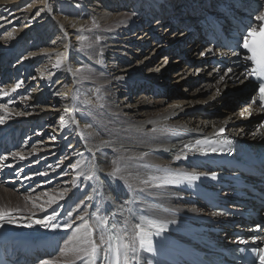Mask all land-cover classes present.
I'll list each match as a JSON object with an SVG mask.
<instances>
[{
    "label": "bare ground",
    "instance_id": "1",
    "mask_svg": "<svg viewBox=\"0 0 264 264\" xmlns=\"http://www.w3.org/2000/svg\"><path fill=\"white\" fill-rule=\"evenodd\" d=\"M255 3L260 10L264 9V1L255 0ZM52 7L50 0H0V65L3 68L0 90L8 92L0 96V102L3 101L0 104H8L10 109L8 114L0 111V115L8 116L5 123L0 124V157H7L0 160V207L15 209L22 203L26 205L25 209L13 212L16 223L4 225L41 236L59 232L67 236L61 247L64 249L76 243L71 238L82 223L77 219L83 214L82 210L92 213L96 211L95 206L114 214L117 221L128 217V209H131V215L137 218L145 215L177 226H189L197 216L207 214L204 207L193 204L195 199L190 194L175 185L155 188L139 185L137 181L161 176L163 168L196 172L195 162L189 158L201 153L190 152L184 145L217 137L221 127L225 128L222 135L237 136L253 144L261 142L260 130L256 129L261 112L244 101L246 92L251 89L248 77L241 68L227 73L209 65L206 52L211 47H203V37L191 30L198 26L204 11L212 12L213 0H94L92 6H86L88 17L85 20L71 12L56 17ZM135 25L143 26L136 29ZM162 25L167 26L165 30H172L171 34H159ZM83 29L92 35L91 42L77 39L81 33L78 31ZM145 36L151 42L148 47ZM124 41L125 45L136 46L130 56L125 55L128 46H123ZM151 46L154 48L150 51ZM163 49L168 52L156 67L166 59L168 62L159 70L147 67L146 74L143 73L144 66L150 62L149 55ZM176 49L179 54L171 60ZM199 53L204 55L199 56ZM58 55L67 57L59 69L53 67ZM131 56L140 60L132 64ZM107 58L111 60L109 66L105 64ZM183 60L188 66H180ZM199 60L201 64L190 68L193 67L191 61ZM172 61L180 63L172 83L178 86L187 82L192 87L184 94L175 93V98L167 101L163 87L165 71ZM77 69L82 72L74 76ZM42 72L46 78H41ZM48 73L52 75L49 77ZM18 82H22L21 87L11 91ZM25 91H28L25 97L20 95L21 98L8 101L7 98H15ZM57 93H69V96ZM76 94L79 96L75 104L71 97ZM92 94L100 101L94 103ZM231 96H234L232 102L228 101ZM23 99V108L15 107ZM203 103L206 106L201 108ZM66 106L77 109L75 119L79 126L71 122L61 126L60 117L65 115ZM25 110L29 111L25 113ZM43 123L45 130L39 132ZM85 124L92 127L85 128ZM31 126L35 128L34 134V131L29 132ZM46 131L52 133L50 139L55 138L57 144L49 138L42 139ZM81 132L85 134L84 139ZM33 147L37 151L33 152ZM60 147H66L61 162L66 161L67 174L61 172V163L54 162L53 157L61 152ZM16 152H22L25 159L11 155ZM142 153L146 155L141 156ZM117 157L124 159L121 167L126 169L124 175L128 182L144 188L143 192L134 193L125 187L124 181L106 175ZM81 160L86 165H95L96 179L77 178L78 170L70 165ZM187 160L189 163L185 164ZM74 180L77 187L72 188ZM38 187L41 189L34 191ZM65 188L72 190L64 199L48 206L49 198L58 196ZM89 196L93 197L91 201L85 199ZM80 200H85V204L77 209ZM129 200L133 203H126ZM40 205H44L43 211ZM53 212L58 214L52 221L58 226L55 229L24 226L30 222L28 217L41 219ZM65 224L70 227L65 228ZM227 236L226 233L220 235L222 242L227 241ZM61 249L56 255L43 256L46 259L42 260H64ZM72 255L68 253L67 258ZM161 263L155 251L142 254L141 264Z\"/></svg>",
    "mask_w": 264,
    "mask_h": 264
},
{
    "label": "snow or ice",
    "instance_id": "2",
    "mask_svg": "<svg viewBox=\"0 0 264 264\" xmlns=\"http://www.w3.org/2000/svg\"><path fill=\"white\" fill-rule=\"evenodd\" d=\"M51 10V9H49ZM39 13H37L38 15ZM255 21L258 22V27L248 26L242 37L241 41L238 44V47L246 52L242 56L243 62H250L252 67L248 70V75L256 78L259 81L258 86V101L260 103L261 109H264V9L259 11V14L255 16ZM11 36V34H9ZM78 40L84 41L86 38L83 36H78ZM32 55H36L33 53ZM240 55V53H237ZM67 57L61 58L57 56L56 62L53 65L55 68H61L66 62ZM46 71V69H45ZM71 71V69H69ZM232 69L229 68L228 72H231ZM82 69H77L73 72V75H80ZM52 73H48L50 77ZM41 78H46L44 73H41ZM86 78V77H82ZM223 79V77H221ZM22 82H18L11 91L15 92L18 88L21 87ZM8 92L0 90V96H6ZM57 95H63L65 97L69 96V93H57ZM73 100L77 99L74 95L71 97ZM91 103V101H86ZM252 103H257V97H254ZM0 111H3L5 114L10 112L8 104H0ZM65 115L60 117L61 126H65L69 122L79 126V121L75 119L77 109L75 107L64 108ZM250 114V113H249ZM16 115H21V113H16ZM243 116L244 113L242 112ZM7 115H0V124H4ZM227 123V122H225ZM85 128H91V124H85ZM264 127V124L261 125ZM225 132V128L221 127L217 135H222ZM257 133H253L255 136ZM81 138H85V134L81 132ZM264 135V133H261ZM102 144H109L108 141H102ZM212 142L204 140H196L192 144H185L184 148L188 149L190 152L207 154L208 149L204 148L203 145H210ZM37 151L33 147V152ZM91 151V150H89ZM212 152H216L217 148L212 147ZM95 155V153H93ZM15 157L20 159H25L22 152L11 153ZM146 155L142 153L141 156ZM180 159L179 156L176 157ZM185 158H187L185 156ZM7 159L6 156L0 157V160ZM124 162V159L117 157L112 161L111 170L106 174L108 177L124 181V185L127 189L132 192H143L144 188L137 187L139 185L151 186L155 188H162L168 185H180V184H191L194 181H197L201 176L206 175L205 173H198L193 171H175L167 168L161 169L163 175L149 177L145 180L137 181V184L129 183L124 173L125 168L121 167V164ZM71 168L78 170L76 172L77 178L83 177L85 180L92 181L96 179V168L95 165H86L84 161H78L75 164L70 165ZM213 179L216 178V173H211ZM77 187V184L72 181V188ZM71 188H65L60 191L58 196H52L47 201L48 206H51L54 203H57L59 200L64 199L70 192ZM27 199L31 200L32 197ZM86 200L91 201L93 197L89 196L85 198ZM109 201L111 197L107 198ZM126 203L131 204L133 200H129ZM85 204V200H80L76 204V208L79 209L81 205ZM41 210H44V205L39 206ZM96 211L89 213L86 210H82L83 214L79 215V219L82 223L76 228L75 235L71 239L76 241L72 247H67L61 249V252L64 254V260H42L40 264H99L100 261H103L104 264H141L142 254L152 253L154 251L153 247V236H160L166 228L167 224L163 223L157 219H153L149 216L142 215L139 218L131 215V209H128L129 216L124 217L121 221L114 219V214H108L100 206H95ZM124 205H121L123 209ZM20 211L19 208L15 209H5L0 207V227L5 223L14 224L16 223V218L13 216V212ZM58 214L53 212L52 215H45L41 219H32L28 217L30 221L25 227H32L33 225H40L45 228L55 229L58 227L56 224L52 223L56 219ZM65 228L70 227V225L65 224ZM257 230L261 229V225L257 224ZM264 237L252 238L253 242L257 240H262ZM66 244L69 242L66 241ZM243 243H248L243 241ZM240 252H244L245 249H239ZM249 251L258 259L259 264H264V247L254 246ZM68 253H72V257L68 259Z\"/></svg>",
    "mask_w": 264,
    "mask_h": 264
},
{
    "label": "rangeland",
    "instance_id": "3",
    "mask_svg": "<svg viewBox=\"0 0 264 264\" xmlns=\"http://www.w3.org/2000/svg\"><path fill=\"white\" fill-rule=\"evenodd\" d=\"M59 2H57L56 3V1L55 0H50V2H51V4H52V14H54V16H56V17H60V14L62 13V14H70V12L71 13H77V15H79L78 17L80 18V19H83L84 18V20L85 19H87V15H88V10L86 9V6L87 5H89V6H92V3H93V1L94 0H89V1H85V0H58ZM175 6V5H174ZM117 8V7H116ZM115 8V9H116ZM73 11H75V12H73ZM132 22H134V21H132ZM131 22V23H132ZM145 23H147V22H144L143 24H145ZM143 25H135V27H136V29L137 28H139V27H142ZM165 27H167L166 25H162L161 26V29H159V34L162 32V34L163 33H166L167 35H169V34H171L170 32L172 31V30H165L166 28ZM170 28V27H169ZM176 28H178V27H176ZM168 33H167V32ZM174 31V30H173ZM81 32V33H80ZM78 33H80L79 35L80 36H83V37H87L88 35H90L87 39H85L84 41H82L83 43H86V42H91L92 41V35L91 34H87L85 31H84V29L83 30H79L78 31ZM132 33V32H131ZM138 32H136L135 33V35L137 34ZM132 35V34H131ZM134 35V34H133ZM38 36H40V35H38ZM133 37H135V36H133ZM147 36H145V42L147 43L145 46L146 47H148L149 45H150V43L151 42H149V39H148V37L146 38ZM71 39H73L74 37H70ZM171 38V37H170ZM147 39V40H146ZM135 40V39H134ZM172 40V39H171ZM78 42V41H77ZM127 46H128V50H127V52L125 53V55H127V56H130V53L131 52H133V50L134 49H136L135 47V45H130V44H126ZM125 45V41L123 42V46L125 47L126 46ZM207 45V43H204L203 44V47L204 46H206ZM151 48L152 49H150V51L151 50H153V48L154 47H152L151 46ZM149 50V49H148ZM176 51V53H174V55L172 56V58H171V60L172 59H174V58H176L177 57V55L179 54L178 52H179V50H175ZM167 52H168V50H166V49H163V50H158L157 52H154V54L152 53L151 55H149L150 57V62H148L147 63V65H145L144 66V68H146L145 70H143V73H145L146 74V72H147V67L148 68H153V69H156V70H159V68L164 64H166V62H168V59H166L164 62H163V64H161V65H159L158 67H156L157 66V64H159L164 58H165V54H167ZM136 55V54H135ZM184 54H181V57L183 58L184 56H183ZM199 55V54H198ZM197 56V55H196ZM196 56H195V58H196ZM131 57H133L132 59H131V61H132V64H136L139 60H140V58L139 59H137L136 58V56H131ZM201 60V59H200ZM200 60L198 61V62H196V61H191V64H192V66L193 67H190V68H196V65H199V64H201V62H200ZM102 62V61H101ZM106 62V63H105ZM105 64H107L108 66H109V62H111V60L109 59V58H107L106 60H105ZM197 63V64H196ZM178 64H180V63H177V61H172V62H170V64L167 66V71H165V73L167 74V77H166V84L164 85V87H163V90L164 91H166L167 93H166V95H167V101L168 100H171V99H173V98H175V96H173L175 93H186V92H188L190 89H191V84L190 85H188L187 84V82H184L183 84L182 83H180L178 86H175V84L176 83H172L173 82V80L175 79L174 78V72L176 71V70H178L179 69V66H177ZM185 64H186V66H188V64L189 63H186V61L185 60H183L182 62H181V65L180 66H184L185 67ZM163 65V66H164ZM109 68V67H108ZM1 69H3L2 68V65H0V71H1ZM20 79V78H19ZM72 80H76V77H72ZM203 81V80H202ZM201 81V82H202ZM200 82V83H201ZM0 85H2L1 83H0ZM73 85H74V82H73ZM203 85V84H202ZM89 86H91V85H89ZM170 87V88H169ZM248 87V86H247ZM91 89H92V87H91ZM251 90V89H250ZM140 92H141V89L140 90H138V93L137 94H140ZM28 94V91L26 92H23V93H19V94H17V96L15 97V98H7L8 99V101H11V100H15V99H19V98H21V96L22 97H25V95H27ZM21 95V96H20ZM77 96H75V97H77V100H78V96H79V94H76ZM73 96V95H72ZM135 95H133L132 97H134ZM92 97H93V102L94 103H96V102H99L100 101V99L99 98H97L98 96H95V95H93L92 94ZM91 97V98H92ZM234 97V96H233ZM232 96L231 97H229L228 98V101H230V102H232V98H233ZM180 98V97H179ZM133 99V98H132ZM214 101V100H213ZM245 101V100H244ZM3 101H1L0 103H2ZM134 102V100H132L131 101V103H133ZM235 103H237V100H235L234 101ZM19 103V104H18ZM23 103V104H22ZM27 103V102H26ZM74 103L76 104L77 103V101H76V99L74 100ZM241 104V103H240ZM22 105H25V101H24V99L23 100H19L18 102H17V104L15 105V107H17V108H23L22 107ZM86 107V106H85ZM29 110H25L24 112L26 113V112H28ZM46 123V122H45ZM45 125H44V123L42 124V126L40 127V128H38V130H39V132L41 131V132H43L45 129H43V127H44ZM34 126H31V127H29V132H33L34 130H35V128H33ZM38 132V133H39ZM28 133V132H27ZM35 133V131L33 132V134ZM50 134H52V133H50ZM50 134H49V132H45V137H43L42 138V136L44 135H41V138L43 139V140H48V138H49V140H50V142H52V143H55V144H57V141H56V139L55 138H51L50 139ZM26 136V135H25ZM40 140V139H39ZM60 146V145H59ZM31 147V146H30ZM29 147V148H30ZM60 149H61V147H60ZM65 149H66V147H64V148H62L61 149V152L57 155L56 154V156H54L53 158H54V162L55 163H61L62 165H63V168H62V171L61 172H63V171H65V173L67 174L68 172V169L66 168L67 166H66V161H64V162H61V160L63 159V157L62 156H64L65 157V154H66V152H65ZM63 153H65V154H63ZM71 161V160H70ZM53 162V163H54ZM70 163V162H69ZM65 169V170H64ZM64 173V172H63ZM67 177H70V175L69 176H67ZM5 187H9V186H7V185H5ZM39 189H41V187H38V188H36L34 191H39ZM33 191V192H34ZM23 193L24 192H26V190H23L22 191ZM26 205L25 204H23L22 203V205L21 206H19V209H25L26 207H25ZM15 208H18V206H15Z\"/></svg>",
    "mask_w": 264,
    "mask_h": 264
}]
</instances>
